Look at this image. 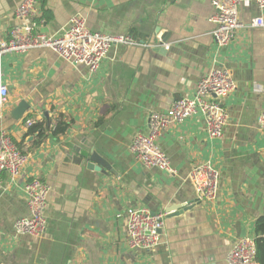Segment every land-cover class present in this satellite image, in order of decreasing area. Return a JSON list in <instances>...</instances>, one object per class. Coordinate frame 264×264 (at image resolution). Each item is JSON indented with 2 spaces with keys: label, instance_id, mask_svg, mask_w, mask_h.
<instances>
[{
  "label": "crops",
  "instance_id": "1",
  "mask_svg": "<svg viewBox=\"0 0 264 264\" xmlns=\"http://www.w3.org/2000/svg\"><path fill=\"white\" fill-rule=\"evenodd\" d=\"M21 1L0 0L1 37L17 24ZM39 6L37 29L49 36L81 15L92 30L156 46L115 45L93 76L86 65L50 49L1 57L10 97L0 108V130L29 158L17 177L3 175L0 264H228L230 250L244 236L255 237L256 220L264 216V131L257 127L264 112V27L251 25L264 11L254 0H242L245 26L219 47L209 20L211 0H39ZM159 37L169 48L156 43ZM215 67L230 70L237 84L223 99L229 114L223 137L212 139L204 116L195 114L158 139L177 174L145 168L131 145L148 132L150 113L192 97ZM60 115L73 120L65 135L28 134V119ZM92 151L105 161L101 171L90 168L97 165ZM200 162L220 172L213 202L197 201L189 180ZM33 178L51 187L48 230L40 237L13 230L14 221L29 214L25 186ZM131 207L168 212L154 249L128 245Z\"/></svg>",
  "mask_w": 264,
  "mask_h": 264
},
{
  "label": "built area",
  "instance_id": "2",
  "mask_svg": "<svg viewBox=\"0 0 264 264\" xmlns=\"http://www.w3.org/2000/svg\"><path fill=\"white\" fill-rule=\"evenodd\" d=\"M264 11V0H254ZM242 0H211L213 12L209 20L214 24L213 38L219 47L227 46L235 37L238 29L245 25L239 18ZM40 11L39 0H22L16 8L17 24L7 37L0 36V59L7 53L23 54L34 49H50L61 58L74 65H86L89 75L97 74L101 63L115 45L152 47V41H139L132 35H107L89 28L87 20L74 15L67 26L57 35L49 36L38 31L40 23L35 20ZM254 27H264V16L259 15L252 21ZM158 45L169 48V44L159 37ZM237 90V84L230 70L213 68L198 82L192 97L176 99L166 111H152L148 119V132L135 136L131 151L135 158L147 168L157 167L171 174H177L170 157L159 145L158 139L173 123H183L193 115L201 113L205 118L206 129L212 139L224 135L229 114L223 99ZM10 89L5 84L0 69V108L9 100ZM35 124L33 119L26 121L27 126ZM257 127L264 131V112L257 117ZM28 155L19 147L8 131L0 130V188L4 173L17 177L28 161ZM189 180L193 185L197 201L213 202L220 189V172L210 162H200L192 166ZM29 214L17 218L13 223L16 234L34 237L44 235L48 230L46 211L50 185L33 178L25 186ZM168 212H153L145 207L127 209V239L130 248L149 251L161 244L164 235L165 217ZM228 264H262L257 260L255 237L244 236L230 250Z\"/></svg>",
  "mask_w": 264,
  "mask_h": 264
},
{
  "label": "trees",
  "instance_id": "3",
  "mask_svg": "<svg viewBox=\"0 0 264 264\" xmlns=\"http://www.w3.org/2000/svg\"><path fill=\"white\" fill-rule=\"evenodd\" d=\"M72 125L73 120L69 117L63 115L59 117H50L49 119L31 125L28 134H35L40 131L39 136L41 139L49 136L59 138L65 135ZM38 143H40V141ZM254 232L257 247V260L264 264V216L257 218Z\"/></svg>",
  "mask_w": 264,
  "mask_h": 264
},
{
  "label": "water",
  "instance_id": "4",
  "mask_svg": "<svg viewBox=\"0 0 264 264\" xmlns=\"http://www.w3.org/2000/svg\"><path fill=\"white\" fill-rule=\"evenodd\" d=\"M37 135V134H36ZM36 135H34V136H31L30 138H29V140H33L35 137H36ZM90 160H91V162H95L97 165H92L91 164V166H90V168H94L95 170H97V171H101L102 170V165H105V161L99 156V155H97L95 152H93L92 151V154H91V156H90ZM186 206H184V207H182V208H185ZM174 209H176L178 212L181 210V207H175ZM171 210H173V209H171ZM169 212H170V210H169Z\"/></svg>",
  "mask_w": 264,
  "mask_h": 264
}]
</instances>
